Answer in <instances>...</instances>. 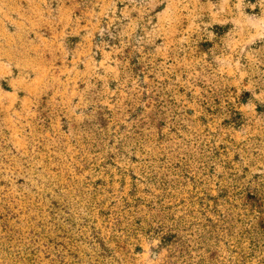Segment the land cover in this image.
Returning <instances> with one entry per match:
<instances>
[{
	"label": "rangeland",
	"instance_id": "1",
	"mask_svg": "<svg viewBox=\"0 0 264 264\" xmlns=\"http://www.w3.org/2000/svg\"><path fill=\"white\" fill-rule=\"evenodd\" d=\"M0 264H264V0H0Z\"/></svg>",
	"mask_w": 264,
	"mask_h": 264
}]
</instances>
